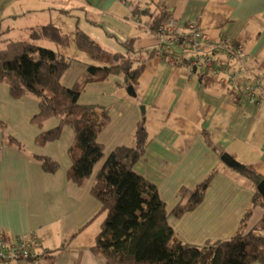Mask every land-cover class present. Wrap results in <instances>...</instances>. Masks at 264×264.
<instances>
[{
    "label": "crops",
    "instance_id": "0c3cea01",
    "mask_svg": "<svg viewBox=\"0 0 264 264\" xmlns=\"http://www.w3.org/2000/svg\"><path fill=\"white\" fill-rule=\"evenodd\" d=\"M160 5L169 10L179 31L196 21L211 40L225 36L241 43L250 56L248 70L264 77V0H0V48L5 40H30L33 28L49 23L66 35L53 20L72 16L82 19L81 30L107 52L99 65L113 64L110 54H126L124 43L129 41L132 50L127 55L135 60L134 66L143 65L134 84L118 85L122 78L110 75L88 82L80 92V104L103 106L109 112V122L98 136L104 158L80 186L67 178L72 129L64 125L57 140L36 145V135L56 127L59 118L51 117L40 126L32 123L38 98L31 94L13 98L8 85L0 82L4 134L21 146L5 142L0 130V231L9 237L37 236L48 254L29 264L106 263L91 251L103 217L91 187L114 148L134 146V131L141 120L150 142L134 170L157 187L167 211L177 204L180 188L192 189L216 171L202 201L180 218H169L179 241L203 245L228 239L237 231L248 232L260 223L262 208L251 206L255 186L214 148L250 165L264 178V103H238L213 78L188 75L164 59L156 50L151 17L132 14L134 8L156 14ZM113 24L117 27L105 34L96 30ZM69 45L56 49L71 60L61 78L66 87L83 80L87 63H97L85 53L72 55ZM172 52L178 59L188 55L184 45L173 46ZM36 156L55 161L56 171H45Z\"/></svg>",
    "mask_w": 264,
    "mask_h": 264
},
{
    "label": "trees",
    "instance_id": "16d2710c",
    "mask_svg": "<svg viewBox=\"0 0 264 264\" xmlns=\"http://www.w3.org/2000/svg\"><path fill=\"white\" fill-rule=\"evenodd\" d=\"M132 14L149 15V27L154 33L170 17L169 10L162 5L156 14L149 13L145 8H134ZM38 40H47L59 47H67L70 43L69 38L50 23L33 28L28 41L5 40V45L0 48V82L8 85L13 98L25 94L38 98V111L31 118L32 123L40 126L51 117L59 118L56 127L36 135V145L43 146L57 140L64 125L72 129L74 141L69 150L72 163L67 170V178L80 186L90 177L94 166L104 158L103 145L98 141V136L109 122L106 107L78 102L80 92L88 82L101 81L110 75L122 78L118 85L134 84L143 65L134 66L135 60L127 55L132 50L129 41L124 43L126 54H110L113 64L87 63L83 80L66 87L61 83V78L71 60L58 50L37 44ZM74 43L94 62L107 55L77 27ZM5 127L0 119L3 134ZM134 137V146L120 145L110 152L91 187V194L101 205L99 214L103 216L91 247L93 253L104 257L105 264H264V196L257 190V185L264 180L261 175L250 165L237 163L232 166L255 186L251 206H260L263 210L259 224L248 232L237 231L224 240L209 241L203 245L183 243L175 237L169 218H180L194 209L202 201L216 171L213 170L192 189L180 188L177 204L167 211L157 187L134 170L150 142L142 120L136 125ZM4 140L21 147L11 136L4 134ZM214 150L220 157L230 159L226 154ZM36 157L45 171H56L55 161L45 156Z\"/></svg>",
    "mask_w": 264,
    "mask_h": 264
},
{
    "label": "built area",
    "instance_id": "2783aa9c",
    "mask_svg": "<svg viewBox=\"0 0 264 264\" xmlns=\"http://www.w3.org/2000/svg\"><path fill=\"white\" fill-rule=\"evenodd\" d=\"M156 36V50L170 64L179 65L188 75L213 78L227 88L238 103L253 106L264 103V77L248 70L250 56L241 43L225 36L211 40L196 21L187 23L184 30L179 31L172 17L160 24ZM181 45L188 52L184 59H178L172 52L173 46ZM45 253L34 233L9 237L0 231V264H29Z\"/></svg>",
    "mask_w": 264,
    "mask_h": 264
},
{
    "label": "rangeland",
    "instance_id": "374dc122",
    "mask_svg": "<svg viewBox=\"0 0 264 264\" xmlns=\"http://www.w3.org/2000/svg\"><path fill=\"white\" fill-rule=\"evenodd\" d=\"M53 21H55L56 23L61 25L62 31L69 38V41H70V45L69 46H71V47H70V49H67V51L69 53H71L72 55L79 54L81 51H79L76 47H74L75 45H74V41L73 40H74V32L76 30V27L81 30V26H84L82 19L81 18L77 19V18H74L72 16L70 17V16L59 15V18L57 20H53ZM74 26H75V28H73ZM116 27L117 26L115 24H113L110 27L109 26H105L103 29H97L96 28V30H98V32L101 33V34H105L106 33V29L109 30V29H113V28H116ZM89 29H90V27H89ZM89 29L87 28V30H89ZM40 45L44 46V47L51 48V49H55V50L57 48L59 49V47H57L53 43H50L49 41H44V42L40 43ZM72 48H73L74 51L72 50ZM81 54H84V53L81 52ZM94 64H98V62L94 63ZM105 65H108V64H105ZM257 264H259V263H257Z\"/></svg>",
    "mask_w": 264,
    "mask_h": 264
},
{
    "label": "water",
    "instance_id": "95a60500",
    "mask_svg": "<svg viewBox=\"0 0 264 264\" xmlns=\"http://www.w3.org/2000/svg\"><path fill=\"white\" fill-rule=\"evenodd\" d=\"M222 159L226 162L228 166L232 167L237 165V162H235L234 160H227L225 159V157H222ZM257 190L264 196V180L257 185Z\"/></svg>",
    "mask_w": 264,
    "mask_h": 264
}]
</instances>
